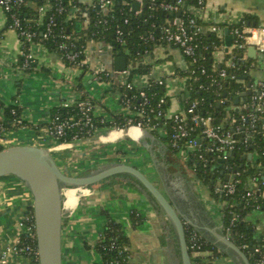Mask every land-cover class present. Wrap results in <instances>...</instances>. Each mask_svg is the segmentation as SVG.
<instances>
[{"label":"crops","instance_id":"crops-1","mask_svg":"<svg viewBox=\"0 0 264 264\" xmlns=\"http://www.w3.org/2000/svg\"><path fill=\"white\" fill-rule=\"evenodd\" d=\"M78 1L88 6L95 0ZM188 11L196 13L204 32L212 23L221 26L217 34L221 46L212 52L216 64L228 63L225 61L228 47L224 43V28L229 29L228 26L245 15L251 18V24L264 25V0H205L202 8L189 7ZM81 26L84 27V23ZM21 47L16 30L8 27L6 15L0 8V103L15 105L24 122L15 132L9 133L12 137H8L7 147L32 145L45 148L59 168L70 175H88L116 164L134 166L165 194L185 224L219 249L215 245L216 235L225 234L221 228L219 205L185 157L168 146L164 130L151 133L149 129L137 126L100 127L92 137L70 145H61L48 135L45 125L52 110L63 100H74L81 95L94 100L96 115L105 120L128 114L119 101L114 83L99 82L92 77L93 70L114 71L110 45L102 40L87 41L85 57L88 68L83 72L66 65L59 53L37 42L30 45L36 59L35 67L25 71L18 67ZM249 48L245 57L254 65L250 77L260 80L264 76V53L253 47L254 53ZM147 61L151 64L150 72L135 74L131 78L134 84L141 87L149 79L164 78L167 111L182 110L187 95L185 80L173 73L186 70L188 61L185 56L177 47L159 42L147 55ZM66 188H63L61 217L62 264H104L93 244L103 230L107 216L122 224L130 240L131 264H181L170 222L132 176L112 175L93 184L88 193L82 191L83 188L73 187L74 195L69 198L64 196ZM32 203L31 192L24 181L14 175L0 177V255L6 246L15 243L21 231L18 221L24 211L32 208ZM132 210L144 217L135 228L130 221ZM247 220L255 228L254 238L261 240L264 237V208L249 213ZM221 252L216 260L206 264H241ZM21 262L22 259L13 253L6 256L5 264Z\"/></svg>","mask_w":264,"mask_h":264},{"label":"built area","instance_id":"built-area-1","mask_svg":"<svg viewBox=\"0 0 264 264\" xmlns=\"http://www.w3.org/2000/svg\"><path fill=\"white\" fill-rule=\"evenodd\" d=\"M27 1L0 0V8L6 15L8 27L16 30L21 40L20 55L23 57V68H27L36 62L30 45L37 35V27L43 25L44 16L50 9V5L46 2L48 0H42L43 2L37 7V19L34 23H30L20 12ZM52 1L54 10L47 16L45 31L40 32L42 37L37 42L40 44H43V39L48 38L53 32L55 14L65 10L62 4L63 0ZM130 1L139 4V8L133 10L138 13L145 0ZM150 1L154 4V0ZM181 2L182 0H175L174 2L160 3V7L173 13V23L160 25L158 35L151 31L142 36V40L153 44L165 42L181 51L188 60L186 70L189 74L184 76L185 89L188 88L189 80L197 81L200 77L205 78L210 86H214L215 94L221 90L223 83L229 80L241 82L242 88L231 91L228 97H215L208 102L204 96L195 98L186 96L182 110L168 112V102L165 98L167 96V84L164 78H152L144 86L137 87L134 81L129 78L130 64H126V69L123 71L93 70L92 77L99 82L114 83L119 94V101L128 111V114L123 116L126 121L124 127H142V123H144L148 125L147 129L164 130L168 146L185 157L194 173L197 169L203 173L210 172V181L207 186L212 189L213 194L218 196L216 201H220L218 204L221 217L223 209H228L231 225L238 218V212L234 209L238 203L234 198L228 201L227 199L222 200V197H232L238 186L241 185L246 191L245 196L253 198L251 203L246 201L253 211L261 210L259 199L264 197V163L260 153L256 149H252L256 145L253 141L256 135L264 139V76L260 80L251 79L250 72L254 68L253 64H224L225 67L213 72L208 71L203 64H193L198 60H204L206 57L204 51H206L207 46L202 43V36L207 32L218 34L221 26L212 23L208 26L207 32H204V26L199 22L196 13L188 11L189 15L185 18L175 14L180 12ZM204 2L205 0H195L190 8H202ZM113 4L114 0H95L91 5L96 6L98 13H101L111 9ZM130 10H132V4ZM86 13L85 8L74 5L69 9L67 16L75 19L78 16H84L85 27L88 22ZM123 22L127 23L128 19L124 18ZM235 24L237 26L229 29L231 44L228 47V52L243 50L239 60L246 59L245 51L249 47H254L258 52L264 53V25L245 22L244 18ZM123 34V29L118 26L115 30L114 40L119 45L124 44ZM57 37L54 43L61 58L70 62L72 64L70 67L75 70L81 71L83 67L88 68L85 45L77 47L73 39L62 33H59ZM124 52L129 53L128 49H124ZM143 54V56H147L149 50L145 48ZM228 69H231V72H228ZM101 73L104 77L110 73L112 80H101ZM173 74L176 76L175 72ZM243 76L245 77L243 78ZM152 84L161 85L165 88L164 94L155 105H150L144 89ZM198 88L206 89L207 87L204 82H201ZM121 89L135 90L142 101L138 106L131 104L130 99L125 97ZM235 98L238 99L237 102L234 101ZM205 103H207L206 106H204ZM145 106H148L147 112L144 110ZM58 108L64 110V116L62 117L61 114L59 116L57 112L51 114L45 128L48 135L61 145H70L74 141L90 138L100 127H103L97 126L95 123L96 119L101 121L105 119L96 115V103L88 95H81L74 100H63ZM14 111L15 108L12 107L11 112L14 113ZM150 113L158 122L162 120L169 124V129L164 128L159 123L155 127H151L148 115ZM134 116L140 117L136 123H133ZM2 120L3 115L0 108V150L7 147L9 133L15 132L18 128H6ZM21 121L20 116H18L14 123L17 124ZM110 121L114 122V117ZM214 173L215 175H213ZM79 188H83L82 191L87 193L90 190L89 187L84 186ZM18 226L21 231H19L16 241L14 244L6 246L2 251L0 262L5 264L6 256L10 252L22 259L21 264H39L32 208L24 211L18 221ZM221 228L223 230V225ZM229 234L230 229L226 227L225 235L228 238ZM188 240L189 246L193 250V256H205L208 257L207 261H214L221 255L208 249L206 247L208 242L194 228L189 231ZM242 246L246 249L252 247V252H249V255L253 258L254 264H264V237L255 244L243 243ZM124 250L127 248L124 247ZM131 259L130 252L126 256V264H131Z\"/></svg>","mask_w":264,"mask_h":264},{"label":"trees","instance_id":"trees-1","mask_svg":"<svg viewBox=\"0 0 264 264\" xmlns=\"http://www.w3.org/2000/svg\"><path fill=\"white\" fill-rule=\"evenodd\" d=\"M175 0H154V4L151 3L150 0H145L141 10L136 13L133 10H130L132 2L130 0H114V4L106 12H99L96 6L93 5H83L78 0H63L62 4L65 8V10L61 13H56L54 16L55 20V26L53 27V32L48 36V38L43 39V44L51 51L58 52V49L54 43V40L57 37L59 33L68 35L70 39H73L75 42V45L81 46L85 45L87 41L89 40H102L106 43H108L111 47L112 53L114 56L116 55H124L126 56L129 64H130V74L129 78L131 79L135 74H148L151 69V64L147 61V56H143V51L145 48L149 50V52L152 50L153 44L152 42H144L142 40V36H145L149 32H154L155 35H158L160 33V25L163 24H170L173 23V13L169 12L167 10H164L162 7H160V3L162 2H174ZM42 0H28L26 4L21 8V14L23 17H25L27 20H29L30 23H34V21L38 17L37 13V7L42 3ZM50 5L49 11L45 14L43 19V25L37 27V35L35 38H33V43L38 42L39 38L42 37L40 32H44L45 23L47 20V16L49 13L53 12L54 5L52 0L46 1ZM195 3V0H182L180 12L175 13L176 15L185 18L187 15H189L188 8ZM77 5L81 8L86 9V17L88 19V22L85 27H82L84 16H78V18H68V12L69 9ZM124 18L128 19L127 23H124ZM101 20V22H99ZM245 22L251 21V18L249 16L244 17ZM77 24H79V27H77ZM154 24V25H152ZM120 26L123 29V38H124V44L119 45L117 42H115V30L116 28ZM233 26H237L236 24H232L229 27L232 28ZM54 35V36H52ZM202 43L207 46L206 51H204V55L206 56L204 60H198L197 62H194L193 64H203L208 71H216L219 68L225 67L224 64H252L251 60L245 59V60H239L238 58L241 57L243 50H233L232 53L226 52L225 55V61L228 63L224 64H216L213 62L212 59V52L215 49H218L221 46V39L218 37L217 34L207 32L202 36ZM124 49H128L129 53H125ZM66 65L71 66L72 64L66 60L63 59ZM188 61V60H187ZM23 57L20 55L18 60V67L29 71L35 67V64L29 65L27 68H23ZM87 68L83 67L82 72L86 71ZM228 72H231V69H228ZM101 80L103 81H109L112 80L111 75L109 73L108 76L104 77L103 73ZM189 72L187 70H176L175 75L184 77L188 75ZM204 82L206 89H199V83ZM247 83V81H245ZM241 82H235L232 80H229L227 82H224L222 85L221 90L215 94L214 86H210L208 82L205 80V78L200 77L197 81H188V88L185 89L187 95L190 98L195 97H202L204 96L206 101H212L215 97L221 98V97H228L231 91L237 90L242 88ZM145 89L146 97L150 102V105H155L159 98L164 94L165 88L161 85H150L147 86ZM123 93L125 94V97L130 99V103L137 105L142 101V98H140L135 92V90H124L121 89ZM135 96L133 97V95ZM166 100H168V97H165ZM207 103L204 104L206 106ZM215 106V104H214ZM14 107L15 111L14 113L11 112V108ZM0 108L2 109V115H3V124L6 128H12V127H20L24 125L23 120L19 123H14L15 118L19 116V109L13 105L9 104L7 106L0 103ZM145 112L148 110V106L144 107ZM57 112L60 116H64V110L61 108H54L52 110V114ZM150 117L149 125L151 127H155L156 124L162 125L164 128L169 129V124L164 123L162 120L157 121V119H154L150 114H148ZM115 121L112 122L110 120H100L96 119V125L97 126H103L106 128H112V127H124L126 125L125 117L123 116H114ZM140 119L139 116L133 117V123H136ZM142 127L147 128L148 125L142 123ZM149 131L151 133H156V128H149ZM254 143L256 144L252 149H256L260 155L261 159L264 163V155H262V152H264V139L261 138V136L256 135L253 139ZM171 148V147H170ZM172 149V148H171ZM173 150V149H172ZM175 151V150H173ZM198 179L204 183L208 184L210 181V172L203 173L199 169L195 172ZM215 175V173L213 174ZM133 178V177H132ZM136 182H138L135 178H133ZM138 184H140L138 182ZM92 186V185H91ZM88 186V187H91ZM140 186H142L140 184ZM71 187V186H67ZM74 192V188H66L64 190V195L66 198L71 197ZM209 193L211 197H213L215 200L218 198L215 194H213L212 189L209 187ZM246 191L243 190V187L240 185L238 186L235 194L232 197L225 198L222 197V200H228L230 201L232 198L237 200V206L234 208L238 212V218L233 222V224L230 225V215L228 214V209H223L222 211V225H223V232L225 233L226 227H229L230 234L229 239L238 246L241 250L246 252L249 258L250 264L253 263V258L250 257L249 253L247 252L246 248H243L242 244H255L258 242L254 238V232L255 228L253 227V224L250 223L247 220V216L249 213H251L253 210L251 209V206L246 203V201H249L251 203L253 201V198L249 196H245ZM259 199V198H258ZM261 202V210L264 208V197L259 199ZM144 217L140 215L137 211L132 210L130 212V221L131 226L133 228L137 227L142 221ZM193 227H191L188 224L184 223V232H185V238L186 243L188 246V251L191 256V260L193 264H206L208 261L206 260L208 257L205 256H193V250L189 246V240H188V233L190 230H192ZM231 235V236H230ZM94 249L96 252L100 255L102 262L104 264H126V256L128 253H130V240L125 235L123 226L120 222L112 219L110 216H107V221L105 223V226L103 230L101 231L99 237L96 239L95 243L93 244ZM124 247L127 248V250H124ZM208 249L212 250L213 252L221 254L222 252L215 247L214 245L208 243L206 246Z\"/></svg>","mask_w":264,"mask_h":264},{"label":"water","instance_id":"water-1","mask_svg":"<svg viewBox=\"0 0 264 264\" xmlns=\"http://www.w3.org/2000/svg\"><path fill=\"white\" fill-rule=\"evenodd\" d=\"M138 8L139 4L133 2L132 10ZM77 27H79V24H77ZM224 33L225 46L229 47L231 35L227 27L224 28ZM249 50L255 53L253 47ZM112 64L114 71H123L126 69V57L123 55L113 56ZM234 101L237 102L238 99L235 98ZM122 173L132 176L142 185L170 222L176 235L181 264H193L186 243L184 221L180 217L178 209L136 167L127 164H116L88 175H70L59 168L53 156L45 148L32 145H12L0 150V177L14 175L24 181L31 192L39 264H62L61 217L63 188L93 185L107 177ZM216 239L215 245L221 251H224L241 264H250L246 252L236 246L225 234L220 232L216 235ZM247 252H252V247H249Z\"/></svg>","mask_w":264,"mask_h":264},{"label":"rangeland","instance_id":"rangeland-1","mask_svg":"<svg viewBox=\"0 0 264 264\" xmlns=\"http://www.w3.org/2000/svg\"><path fill=\"white\" fill-rule=\"evenodd\" d=\"M257 65H259V64H257ZM262 65V64H261ZM9 136V135H8ZM9 137H12V135L10 134V136ZM53 155H55V153H53ZM55 157V156H54ZM64 188H66V187H64ZM65 196V195H64ZM217 203H220V201H218ZM219 205V204H218Z\"/></svg>","mask_w":264,"mask_h":264}]
</instances>
